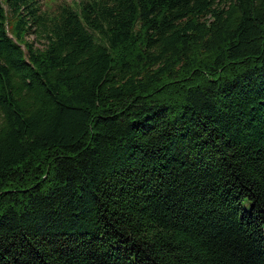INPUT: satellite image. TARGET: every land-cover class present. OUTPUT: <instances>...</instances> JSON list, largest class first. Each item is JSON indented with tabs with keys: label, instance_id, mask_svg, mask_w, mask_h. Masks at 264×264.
I'll return each mask as SVG.
<instances>
[{
	"label": "trees",
	"instance_id": "trees-1",
	"mask_svg": "<svg viewBox=\"0 0 264 264\" xmlns=\"http://www.w3.org/2000/svg\"><path fill=\"white\" fill-rule=\"evenodd\" d=\"M77 6L0 0V264H264V0Z\"/></svg>",
	"mask_w": 264,
	"mask_h": 264
},
{
	"label": "rangeland",
	"instance_id": "rangeland-1",
	"mask_svg": "<svg viewBox=\"0 0 264 264\" xmlns=\"http://www.w3.org/2000/svg\"><path fill=\"white\" fill-rule=\"evenodd\" d=\"M80 1L81 0H40L43 13L50 19L58 16L61 6L68 4L74 7H78L77 5ZM34 38H35V35L31 34L30 39H34ZM35 40H37L36 41L37 45H40L43 43L39 41L38 39H35ZM245 206L249 207L248 200L245 201Z\"/></svg>",
	"mask_w": 264,
	"mask_h": 264
}]
</instances>
